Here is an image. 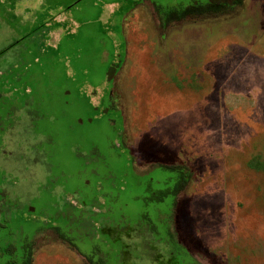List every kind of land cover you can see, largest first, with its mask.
<instances>
[{"label":"rangeland","instance_id":"rangeland-1","mask_svg":"<svg viewBox=\"0 0 264 264\" xmlns=\"http://www.w3.org/2000/svg\"><path fill=\"white\" fill-rule=\"evenodd\" d=\"M164 166L188 181L147 200ZM24 241L31 264H264V0H0V246Z\"/></svg>","mask_w":264,"mask_h":264},{"label":"trees","instance_id":"trees-1","mask_svg":"<svg viewBox=\"0 0 264 264\" xmlns=\"http://www.w3.org/2000/svg\"><path fill=\"white\" fill-rule=\"evenodd\" d=\"M213 4L222 6H238L243 0H209ZM218 9V8H215ZM164 169L174 173V180L172 185L163 189L151 192L146 199L156 202H161L168 196H175L180 189H182L188 181V172L182 166H164ZM63 237L64 234L61 233ZM65 238V236H64ZM69 239V238H68ZM7 255L8 258L1 261L2 257ZM89 258V257H88ZM33 259V249L31 243L24 241L22 246V253L18 258L16 256V247L13 244H8L4 247L0 246V264H31ZM98 264H105L102 260H98Z\"/></svg>","mask_w":264,"mask_h":264}]
</instances>
